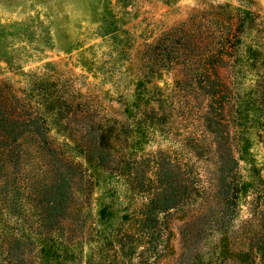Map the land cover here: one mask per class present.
Returning <instances> with one entry per match:
<instances>
[{"label": "trees", "instance_id": "trees-1", "mask_svg": "<svg viewBox=\"0 0 264 264\" xmlns=\"http://www.w3.org/2000/svg\"><path fill=\"white\" fill-rule=\"evenodd\" d=\"M215 9L147 43L118 117L45 73L17 89L0 81V264H264V175L249 151L264 126V28L246 6ZM97 173L130 192L109 182L88 219Z\"/></svg>", "mask_w": 264, "mask_h": 264}, {"label": "rangeland", "instance_id": "rangeland-1", "mask_svg": "<svg viewBox=\"0 0 264 264\" xmlns=\"http://www.w3.org/2000/svg\"><path fill=\"white\" fill-rule=\"evenodd\" d=\"M229 4L250 8L253 22L264 28V0H0V81L17 89L26 85L32 73H45L62 87L67 82L77 98L118 117L117 91L124 88L123 82H128L129 90L147 43L190 14H196L195 22H211L215 8H228ZM104 19L114 24V33H103ZM164 73L155 81L168 86L169 76ZM249 141L252 162L264 175V126L253 129ZM157 143L153 141L146 148ZM159 143L165 146L166 141ZM96 176L88 219L94 216L98 202L108 197L109 182L115 196L130 192L123 178L104 179L102 173ZM180 214L170 211L165 216L170 222L172 253L177 248ZM246 215L242 199L235 222ZM211 245L212 235L200 241L197 252L201 262L208 259Z\"/></svg>", "mask_w": 264, "mask_h": 264}]
</instances>
